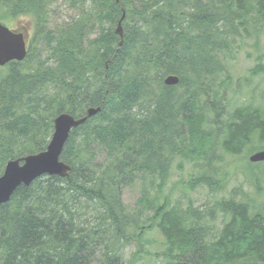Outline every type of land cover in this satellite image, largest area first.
<instances>
[{
    "label": "trees",
    "instance_id": "trees-1",
    "mask_svg": "<svg viewBox=\"0 0 264 264\" xmlns=\"http://www.w3.org/2000/svg\"><path fill=\"white\" fill-rule=\"evenodd\" d=\"M63 1L74 11L66 22L59 0H0V22L28 18L33 31L27 58L0 67V177L9 161L46 150L57 116L100 112L72 130L61 155L67 177L21 185L0 206V264H136L125 249L155 228L164 264H264V162L248 160L264 150V103H226L227 64L248 40L259 45L264 0ZM171 75L179 83L167 86ZM218 146L231 156L251 148L258 212L247 195L222 198L208 214L163 200L177 158L198 169L191 188L222 192ZM137 182L130 208L123 190ZM216 212L219 231L208 225Z\"/></svg>",
    "mask_w": 264,
    "mask_h": 264
},
{
    "label": "rangeland",
    "instance_id": "rangeland-1",
    "mask_svg": "<svg viewBox=\"0 0 264 264\" xmlns=\"http://www.w3.org/2000/svg\"><path fill=\"white\" fill-rule=\"evenodd\" d=\"M55 6L58 10L59 22L70 21L73 18L74 11H70L63 0H59ZM1 22L12 30L24 32L29 46L33 36L30 19L20 18L16 21ZM255 40V38L248 40L241 49L235 51L234 57L229 59L227 64L230 65V73L233 78V85L228 86L226 91L228 110H234L242 104H252L254 107H260L264 103V34L261 36L259 45ZM40 49L38 46V50ZM259 65L262 66V72L252 75L250 71ZM227 118L228 115L226 114L222 117V121L225 122ZM256 145L255 143L253 146ZM250 150L251 148L248 147L242 155L231 156L224 153L221 146H218L217 156L222 157L223 160L221 162L217 161L215 165L226 172V187L220 193H211L208 188H191V175H196L198 169L193 162L177 158L163 192V200L165 197H169L173 206L187 209L191 205L193 208H200L201 211L206 213L207 211L210 212L215 203L222 198L230 199L234 197L240 199L243 195H247L253 212H258L262 199L256 196L255 176L251 174L247 161ZM255 172L257 177L262 179L260 171L255 170ZM262 185L264 186V184ZM142 189V183L137 182L123 190V200L128 207H134L141 197ZM150 192L152 196V191ZM216 213L215 221L213 223L208 222V225L211 229L215 228L219 231L223 227V216L221 212ZM166 248L165 239L156 228L147 230L143 239H134L131 245L125 249L123 253L124 260L128 262L136 255V264H164L165 259L161 254Z\"/></svg>",
    "mask_w": 264,
    "mask_h": 264
},
{
    "label": "water",
    "instance_id": "water-1",
    "mask_svg": "<svg viewBox=\"0 0 264 264\" xmlns=\"http://www.w3.org/2000/svg\"><path fill=\"white\" fill-rule=\"evenodd\" d=\"M125 11L116 28V34L123 42V26ZM28 55L27 37L24 32L11 30L0 22V67L11 62H23ZM167 86L179 83L175 75L167 77L164 81ZM100 108H89L86 115L75 118L63 113L54 120V132L45 151L27 155L9 161L3 175L0 177V206L8 203L14 192L21 185L30 186L34 181L43 176H59L65 178L71 167L61 161V155L72 130L84 125L88 119L97 115ZM252 163L264 162V150L254 153L249 158Z\"/></svg>",
    "mask_w": 264,
    "mask_h": 264
}]
</instances>
